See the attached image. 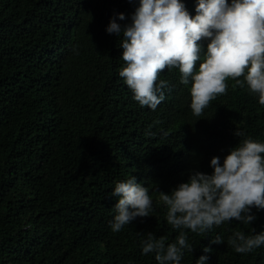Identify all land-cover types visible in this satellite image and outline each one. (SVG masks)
<instances>
[{
    "label": "trees",
    "instance_id": "1",
    "mask_svg": "<svg viewBox=\"0 0 264 264\" xmlns=\"http://www.w3.org/2000/svg\"><path fill=\"white\" fill-rule=\"evenodd\" d=\"M181 2L196 14V0ZM138 6L0 0V264H157L142 254L146 234L166 245L179 235L158 191L169 193L193 172L210 175L211 158L222 163L246 137L264 143V105L231 78L200 117L176 68L160 74L170 90L156 110L133 99L119 76L123 35L106 28L119 13L121 28L130 24ZM130 176L149 188L153 210L114 233L112 193ZM252 213L250 225L233 220L204 236L185 229L195 249L181 264L201 255L206 264H264V246L240 254L228 243L236 231H264V209ZM217 235L223 244L210 243Z\"/></svg>",
    "mask_w": 264,
    "mask_h": 264
},
{
    "label": "clouds",
    "instance_id": "2",
    "mask_svg": "<svg viewBox=\"0 0 264 264\" xmlns=\"http://www.w3.org/2000/svg\"><path fill=\"white\" fill-rule=\"evenodd\" d=\"M132 2V0H129ZM195 15H190L181 0H139L131 23L121 28L116 19L109 21L106 32L123 35L121 58L125 66L119 76L141 107L156 110L165 100L169 82L160 79L166 69L176 68L180 83H191L190 108L200 117L210 102L226 94V80L235 86L245 84L258 94L264 105V0H196ZM203 59L201 60V55ZM199 66L197 68V63ZM243 77V80L239 79ZM236 137L245 134L235 130ZM264 143L252 137L240 140L224 157H212V173L193 172L187 182L169 193L159 192L167 207L166 220L179 230L175 242L165 243L147 233L142 240V254H154L157 264H181L185 253H192L189 230L204 236L214 226L233 220L250 225L255 219L252 209H264ZM113 196L116 214L110 222L114 233L120 232L137 217H148L153 210L149 188L135 176L115 184ZM139 234V233H138ZM211 244H223L217 235ZM228 243L236 253L247 254L264 246V231L251 234L236 231ZM204 247V253H211ZM201 255L195 264H206Z\"/></svg>",
    "mask_w": 264,
    "mask_h": 264
}]
</instances>
